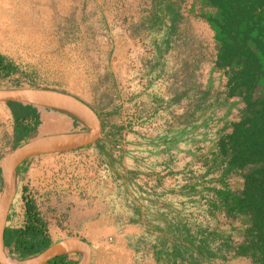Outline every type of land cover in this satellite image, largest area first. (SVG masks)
Wrapping results in <instances>:
<instances>
[{
    "label": "rangeland",
    "instance_id": "374dc122",
    "mask_svg": "<svg viewBox=\"0 0 264 264\" xmlns=\"http://www.w3.org/2000/svg\"><path fill=\"white\" fill-rule=\"evenodd\" d=\"M153 1L0 0V31L5 26L7 32L16 38L7 39L6 44L0 43V54L15 68L7 76L0 75V88L30 86L56 89L90 105L105 125L103 139L83 147L100 163V211L109 213L116 224L138 216L136 223L142 225L144 232L146 226L154 228L159 224L155 218L144 216L151 200H179L173 195L158 196L160 189L151 190L156 185L153 174H160L165 187L178 186L179 167L184 158L179 150L186 147L185 143L177 141L167 153L164 152L165 147L161 143L165 114L151 115L157 104H167L171 87L179 86L177 80L180 79L179 71L185 55L182 40L165 42L166 23L160 30L150 27L147 16ZM179 1L182 12L188 16L189 31L196 41L193 46H201L208 59L200 71L202 84L223 88L225 69L216 67L211 59L213 31L199 13V6L192 7L194 0ZM156 98L155 105L152 102ZM143 104H147L145 109L150 111L145 119L141 117L144 115ZM0 107L4 109L0 112V132L3 140L9 138L4 150L8 152L14 144L13 117L6 103H0ZM242 107L243 102L239 98H231L211 108L206 113V127L197 131L196 140H204L202 144L210 148L219 131L227 130L229 124L238 118ZM172 109L176 114L181 112L179 106ZM41 113L52 117V121L63 116L66 123L38 127L39 121L31 119L32 131L28 139L45 132L84 129L83 124L62 112L50 109ZM169 154L174 157L170 167L172 173L164 166ZM241 179V176L234 175L229 181L240 189ZM141 185L147 186L143 190L145 193L138 191L137 186ZM2 188L3 181L1 191ZM19 196L20 187L15 197L14 212L20 206ZM131 198L143 205L141 216L135 212ZM219 217L222 220L220 228L230 233L234 240H239L248 218L239 216L228 223L222 215ZM153 244L154 234L145 233L137 241H130V246L138 251L135 262L146 251L152 252ZM68 258L77 260L79 255L70 254ZM248 261L244 257H229L213 264H247Z\"/></svg>",
    "mask_w": 264,
    "mask_h": 264
},
{
    "label": "trees",
    "instance_id": "16d2710c",
    "mask_svg": "<svg viewBox=\"0 0 264 264\" xmlns=\"http://www.w3.org/2000/svg\"><path fill=\"white\" fill-rule=\"evenodd\" d=\"M196 6L214 33L211 59L216 67L225 69V86L202 84L200 71L208 59L201 46H193L196 41L180 1H153L147 16L150 27L160 30L166 23L165 42L182 40L185 55L177 80L179 86L171 87L167 104H157V98L153 100L157 105L151 115L165 114L166 130L161 143L164 152L177 141L186 147L179 150L184 158L179 167L178 186L165 187L160 174H153L156 185L151 190L160 189L158 196L173 195L178 201L151 200L150 208L144 211L143 205L131 199L136 213L140 215L143 210L147 219L153 217L159 223L154 228L146 226L145 233L154 234L152 249L161 264H205L214 258L226 260L232 256L247 258V264H264V0H194L192 7ZM14 71L11 62L0 54V75ZM231 98L243 102L238 118L227 130L219 131L208 148L202 144L204 140H196V133L206 127V113ZM6 104L13 117V150L29 140L33 108L40 106ZM146 105L143 104L141 116L144 119L150 115ZM175 105L181 109L179 114L172 109ZM172 163L174 157L169 154L164 164L169 173ZM195 165L197 168H193ZM234 175L242 177L240 189L229 181ZM137 188L145 193L147 186ZM23 200L24 225L6 226L4 230L7 253L19 258L35 255L52 243L47 222L35 201ZM220 215L228 223L239 216L248 218L239 240L220 228ZM137 219L129 218L123 223H136ZM68 257L59 256L48 264L77 263Z\"/></svg>",
    "mask_w": 264,
    "mask_h": 264
},
{
    "label": "crops",
    "instance_id": "0c3cea01",
    "mask_svg": "<svg viewBox=\"0 0 264 264\" xmlns=\"http://www.w3.org/2000/svg\"><path fill=\"white\" fill-rule=\"evenodd\" d=\"M33 109L34 119L39 121L38 127L66 123L63 116L52 121V117L42 115L41 112L46 111L43 108ZM3 110L0 107V112ZM64 131L67 130L45 132L42 135ZM8 140V137L3 140L0 132V160L6 153L4 150ZM84 149L40 155L25 160L19 166L17 174L21 204L19 203V208L14 212V199L7 224L12 223L13 228L24 225L23 199L31 198L47 222L51 242L69 236L86 241L92 250L91 264H161L154 257L153 251H146L135 262L138 251L130 246V241H137L145 234L141 224H116L109 213L100 211V163ZM1 184L0 172V187ZM69 206H72L70 210ZM219 260L220 258H214L205 264L218 263Z\"/></svg>",
    "mask_w": 264,
    "mask_h": 264
},
{
    "label": "water",
    "instance_id": "95a60500",
    "mask_svg": "<svg viewBox=\"0 0 264 264\" xmlns=\"http://www.w3.org/2000/svg\"><path fill=\"white\" fill-rule=\"evenodd\" d=\"M0 102L24 103L62 112L84 125L82 130L44 134L22 142L6 152L0 160L3 188L0 193V264H48L51 260L77 254L76 264H91L90 245L77 237H66L52 242L43 251L24 258L7 253L4 230L18 189V168L27 159L40 155L64 153L94 145L103 139L102 122L96 111L80 98L56 89L43 87L0 88Z\"/></svg>",
    "mask_w": 264,
    "mask_h": 264
},
{
    "label": "bare ground",
    "instance_id": "6f19581e",
    "mask_svg": "<svg viewBox=\"0 0 264 264\" xmlns=\"http://www.w3.org/2000/svg\"><path fill=\"white\" fill-rule=\"evenodd\" d=\"M8 31V29L7 28H5V26H2L1 27V31H0V43H4L5 42V44L7 43L6 41H8L7 39H15L16 40V38H14L13 36H11V33H8L7 32ZM14 35V34H13ZM17 37V36H16ZM20 37V36H19ZM24 38V37H23ZM0 103H2V102H0Z\"/></svg>",
    "mask_w": 264,
    "mask_h": 264
}]
</instances>
